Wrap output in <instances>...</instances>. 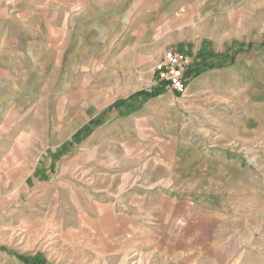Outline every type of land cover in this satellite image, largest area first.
<instances>
[{
	"label": "rangeland",
	"instance_id": "374dc122",
	"mask_svg": "<svg viewBox=\"0 0 264 264\" xmlns=\"http://www.w3.org/2000/svg\"><path fill=\"white\" fill-rule=\"evenodd\" d=\"M260 1L263 8L253 16L255 24L247 26L248 36L256 34L255 39L231 42L228 52L198 61L222 64L215 68L214 89L224 101L210 106L209 112L214 117L222 114L224 120L222 127L216 123L213 128L224 137L217 143L227 146L217 155L241 168L231 170L222 222L214 226L206 221L201 232L191 226L173 231L170 218H162L163 225L143 223L142 217H130V211L111 208L101 178L108 180L111 172L132 161L115 145L119 138L111 136L110 128L116 119L99 103L129 94L138 85L133 82L138 74L97 67L99 50L77 49L82 18L72 17L70 49L63 51L56 44L52 56L40 55L38 66L27 70L16 99L19 118L8 117L3 122L7 131L0 136V226H6L0 238L12 251L34 255L36 261L23 259L24 264H264ZM54 27L56 36H69L62 24ZM39 31L46 33V25L39 24ZM171 50L195 64L187 49ZM154 82L162 86L155 72ZM97 112L93 120L98 124L91 123ZM216 204L219 207V201Z\"/></svg>",
	"mask_w": 264,
	"mask_h": 264
},
{
	"label": "crops",
	"instance_id": "0c3cea01",
	"mask_svg": "<svg viewBox=\"0 0 264 264\" xmlns=\"http://www.w3.org/2000/svg\"><path fill=\"white\" fill-rule=\"evenodd\" d=\"M262 8L260 0H0V136L7 131L3 122L8 117L19 118L16 99L23 75L38 66L40 55L52 56L56 44L70 49L72 17L82 18L78 50H99L96 66L104 71L142 74L133 78L138 85L129 94L99 103L104 109L124 101L109 109L116 119L110 130L119 138V152L132 161L111 172L108 180L101 178L111 208L130 211V217H142L143 223L163 225L162 218H170L173 231L191 226L201 232L206 221L219 225L222 212L228 211L231 170L241 168L217 155L227 146L217 143L224 138L221 130L213 132L216 123L222 127V114L209 112L224 101L214 89L216 67L187 78L182 94L164 88L154 97L130 96L156 87L154 68L167 49H187L197 64L228 52L231 42L255 39L247 26L255 24L253 16ZM39 24L46 25V33ZM57 24L69 36H56ZM33 256L14 252L0 240V264L36 261Z\"/></svg>",
	"mask_w": 264,
	"mask_h": 264
},
{
	"label": "built area",
	"instance_id": "2783aa9c",
	"mask_svg": "<svg viewBox=\"0 0 264 264\" xmlns=\"http://www.w3.org/2000/svg\"><path fill=\"white\" fill-rule=\"evenodd\" d=\"M191 60L175 50H166L155 66L156 83L177 94L184 93L187 85V69Z\"/></svg>",
	"mask_w": 264,
	"mask_h": 264
},
{
	"label": "trees",
	"instance_id": "16d2710c",
	"mask_svg": "<svg viewBox=\"0 0 264 264\" xmlns=\"http://www.w3.org/2000/svg\"><path fill=\"white\" fill-rule=\"evenodd\" d=\"M221 66H222V64H213V63H207V62H199V63L195 64L194 66H192L191 68H189L187 70L186 77L187 78L195 77L196 75H198L199 73H201L204 70L211 69V68H215V67H221ZM164 88L165 87L162 85V86H157L154 89H151L149 91H147V90H141V91H138V92L134 93L130 97H134V96H138V95H143L146 98H148V97H154V96L158 95L159 93H161L164 90ZM123 103H124L123 100H118V101L114 102L109 107V109L114 108V107H117V106H120ZM91 123L98 124V121L95 120V119L94 120L92 119L91 120Z\"/></svg>",
	"mask_w": 264,
	"mask_h": 264
}]
</instances>
